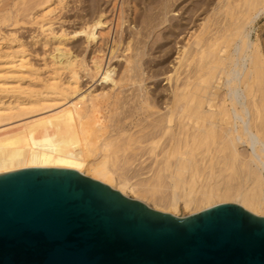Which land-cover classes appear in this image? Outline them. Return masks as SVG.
I'll return each mask as SVG.
<instances>
[{
    "label": "bare ground",
    "instance_id": "1",
    "mask_svg": "<svg viewBox=\"0 0 264 264\" xmlns=\"http://www.w3.org/2000/svg\"><path fill=\"white\" fill-rule=\"evenodd\" d=\"M139 1L131 0L132 21L121 4L115 38L99 4L72 32L55 28L69 0H12L2 8L0 175L72 170L137 201L153 198L155 210L175 216L181 203L193 213L236 203L264 218V38L252 41L250 32L264 16V0H146L147 8L156 5L141 31L124 39L125 23H138ZM21 24L38 26V62L16 29ZM80 36L92 49L89 59L68 45ZM172 44L179 47L167 70ZM155 50L163 62L145 64ZM120 58L116 80L112 61ZM85 78L111 87L83 91ZM147 161L162 190L134 184L125 172Z\"/></svg>",
    "mask_w": 264,
    "mask_h": 264
},
{
    "label": "water",
    "instance_id": "2",
    "mask_svg": "<svg viewBox=\"0 0 264 264\" xmlns=\"http://www.w3.org/2000/svg\"><path fill=\"white\" fill-rule=\"evenodd\" d=\"M0 264H264V218L175 217L76 171L24 169L0 175Z\"/></svg>",
    "mask_w": 264,
    "mask_h": 264
},
{
    "label": "rangeland",
    "instance_id": "3",
    "mask_svg": "<svg viewBox=\"0 0 264 264\" xmlns=\"http://www.w3.org/2000/svg\"><path fill=\"white\" fill-rule=\"evenodd\" d=\"M69 1H70V5L68 6V8L66 10H64L62 12V14L58 17V19L55 21V24H57L56 25L57 27H55L56 30L58 29L57 31H60L61 30V27L65 28V30H67V31L69 30L70 32H72V30H74L76 28H79L80 25H82L85 21H87V19L89 20L92 17V15H94V13H95L94 12L95 11V7L98 6V4H99L102 8H105L106 7L107 8L106 10L109 11V14H108L109 20H112L113 19L112 20L113 21L112 25L110 24L111 25V29H112L111 30V37L110 38H112V37L115 38V36H116V34L113 33V31H114V27H115V25L117 23L116 20H117L118 14H119V10L121 9V7H120L121 4L123 2H126L127 3L126 4V17L128 16L127 19L130 20V21H132L131 20L132 17L129 16L128 14H133V10H134L133 7H135L134 4L136 3V2H131V0H118L117 7H116V9L114 11L113 10V4L115 3V0H69ZM128 2L131 3V5H134V6L128 5ZM139 2H140V3H138L139 6L137 8L138 9L137 11L139 13V19L137 21L138 23H136V24L133 23L132 25H129L131 22H126L125 25L123 26L122 30H121L122 33H123V34L121 33L122 34V38H124L123 36H125V38L127 39L130 36H133L134 33H137L139 31H141V29H142V22H143L142 20H144V16L147 13L146 11H148L149 10L148 8H151L152 5H149V7L147 8L146 5L148 4V1H146V0H140ZM144 2H147L146 5H145ZM10 3H12V0H0V11L2 10V8L4 6H7ZM158 3H159V1H158ZM155 5L153 4L152 7H154ZM175 14H178V13H175ZM175 14L171 13L168 17L174 16ZM1 15H2V13H0V16ZM140 15H141V17H140ZM176 16H179V15H176ZM81 17H82V19H81ZM205 17L206 16H204V18ZM175 19L179 20L178 18H175ZM173 21H174L173 23H175V20H173ZM199 22L200 21H198L196 23V24H198L197 27L203 21L200 22V23ZM0 26H3V25H0ZM107 27H109V25ZM16 29L18 30L19 35L27 43L28 48L31 50V53H34L32 55V57H31V60H33V61L35 60L36 62H38V58H36V55L35 54H38L40 56H43V54H44V49H43L42 45L39 44L37 46H34V43H33L34 42V40H33L34 38L33 37L35 35L37 36V34L39 32L38 31L39 30L38 29V26L37 25L32 26V25H28V24L27 25L26 24L25 25H22L21 24V26H19V28H16ZM107 29H105L104 32L105 31L107 32L108 31ZM3 30L6 31V32H8L10 30H13V28L5 27L4 26L3 27ZM250 32H251L252 41L253 40L254 41L256 40L257 35H259L261 38H264V16H262L261 18H259L255 22V24L250 29ZM128 35H129V37H128ZM155 36L156 37L158 36V32L155 33L154 37ZM181 38H183V37H181ZM181 38L180 39L178 38V41L177 42H181L182 41ZM102 39L106 40V36L104 35L103 38L101 37V40L99 39V42L100 43H101V41H103L102 44L104 46L105 41L102 40ZM139 39H141V37ZM156 39H158V38H156ZM109 40L111 41V39H109ZM85 41H86L85 40V37L84 36H80L79 38L75 39V41L73 40L70 43H68V45L71 44L70 47L72 49H73V47L75 48L73 50L74 52H77V51L80 50V52H82L81 54L83 55V57L86 56V59H89V56L92 53L91 52L92 49L89 48V50H88L87 44H86ZM99 42L96 44V46L98 44H100ZM162 42L164 43V41H162ZM102 44H100V46ZM78 46H79V48H78ZM172 47H173V50L174 49L175 50L172 52V55L171 54L169 55V59H168L167 63L166 64L164 63V66H165V68L167 67L166 68L167 70H172V66L174 67V64H173L174 62L172 63V61H175L174 58H175V56H177V52H178L179 45H178V47H176L175 44L174 45L172 44ZM77 49H79V50H77ZM107 54H108V50H107ZM160 54L161 53H159V51H157V50H155L153 52H149V56L146 57L145 64H147L146 61H149L150 63L152 62L153 66L156 65V64L162 63L163 62V60H162L163 59L162 58L163 56L161 57L162 54L161 55ZM120 59L121 60L117 59V60H113L112 61V64L116 68V74H115V77H114V79H116V80H118V78H119L118 76H121L120 74L122 73V70L124 69V66H125V60H124V58H120ZM147 65H150V64L148 63ZM147 67H149V66H145L144 67V70L146 71L145 77H149L150 74H151L150 71L147 69ZM156 80L159 81V83L161 84L162 87H165V85L167 83L165 81V76H162V77L160 76ZM152 82H153V80L152 81H149V84L151 85V88L153 87ZM82 87H83V91H86V90L88 91V90L95 89V88L105 89L106 91H108V89H110L111 86H110V83H102L101 81H98L97 82L96 80L95 81H91L89 78H85L83 80V82H82ZM140 163L139 162H136L134 164H130L131 167L129 166L127 169H125V172L128 174V177L130 179H132L131 182H133L134 184H135V182H138V184H141V183H144V181H145L146 184L151 185V187H155L156 184H157V180H154L155 178L153 176V171H151L153 165L150 164L149 161H147L146 163L145 162H142L141 164ZM153 180H154V182L155 181L156 182L155 183L154 182L151 183V181H153ZM156 187L160 188L159 187V183H158V186H156ZM158 188H157V191L159 193L162 190V188H160L161 190L158 189ZM160 193H162V192H160ZM160 193L157 194V196L161 195ZM128 198L135 200V197L133 195H131V194L129 195ZM147 202L149 204L144 203V202L143 203L146 204L151 209L155 210L153 208L154 207L155 200H153V198H150L149 201H147ZM225 204H235V205H239V204H236V203H225ZM239 206L242 207L244 210L250 212L249 210H247L243 206H241V205H239ZM155 211H157V210H155ZM159 212H162V211H159ZM193 212L194 211H192V208L186 209L185 206H184V204L181 203L180 204V207H179V211H178L179 216H175V215H173L171 213H166V214H171V215H173L175 217L185 218V217H188V216H191V215H194V214H198V213H200L202 211L197 212V213H193ZM162 213H165V212H162Z\"/></svg>",
    "mask_w": 264,
    "mask_h": 264
}]
</instances>
